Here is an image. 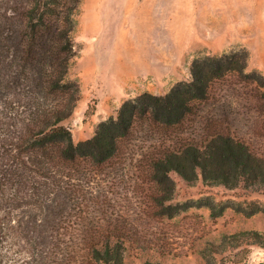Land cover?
<instances>
[{"label":"rangeland","instance_id":"rangeland-1","mask_svg":"<svg viewBox=\"0 0 264 264\" xmlns=\"http://www.w3.org/2000/svg\"><path fill=\"white\" fill-rule=\"evenodd\" d=\"M34 4L33 0H0V26L15 24L18 13ZM126 4L127 37L133 36V42L113 44L109 40L123 25L107 17L118 15L115 11ZM74 19L75 56L69 61L67 78L77 83L79 92L72 114L62 122L74 144L94 136L100 123L91 117L95 111L115 118L125 101L143 93L163 96L177 83L190 81V67L197 58L244 53L246 72L264 76V0H80ZM254 88L238 75H228L212 87V98L198 109L193 128H185L181 139H200L199 128L211 119L229 127L235 139L264 159V100ZM88 107L91 114L85 116ZM151 145L138 143L136 155L141 157L147 147L149 152ZM115 173L111 176L115 180L89 177L90 189L111 203L107 217L113 215L106 221L82 220V226L67 229L58 240L43 233L44 244L35 250L15 235L0 238V264H98L86 245L104 227L130 235L122 250L124 264L264 261V247L256 244L252 234L264 237V192L241 185L209 186L200 179L187 183L171 172L170 204L179 208L167 219L155 216L150 186L136 178L140 171L127 162L123 171ZM119 176L123 180H116ZM212 202L220 205L216 217L208 206Z\"/></svg>","mask_w":264,"mask_h":264},{"label":"trees","instance_id":"trees-1","mask_svg":"<svg viewBox=\"0 0 264 264\" xmlns=\"http://www.w3.org/2000/svg\"><path fill=\"white\" fill-rule=\"evenodd\" d=\"M33 1L15 24L0 26V238L15 235L35 250L44 244L43 233L58 240L67 229L82 226V220L106 221L113 215L107 217L111 203L90 189L89 177L113 179L127 162L150 186L160 218L172 219L179 208L170 204L171 172L187 183L200 179L209 186L264 192V159L235 139L229 127L206 119L200 139L180 137L193 128L192 117L209 103L212 87L230 74L253 84L264 100L258 90L264 89V76L246 72L244 53L193 60L190 81L163 96L143 93L123 102L115 118L97 125L92 138L74 144L62 122L78 100V85L68 80L67 70L75 56L72 34L80 0ZM90 114L88 107L85 116ZM147 142L153 143L149 152L142 147L147 152L138 157L134 149ZM208 206L216 217L220 205ZM99 234L86 245L92 260L124 264L122 250L130 235L108 227ZM252 234L264 247V237Z\"/></svg>","mask_w":264,"mask_h":264},{"label":"crops","instance_id":"crops-1","mask_svg":"<svg viewBox=\"0 0 264 264\" xmlns=\"http://www.w3.org/2000/svg\"><path fill=\"white\" fill-rule=\"evenodd\" d=\"M115 12H118V15H108L107 19L109 22L116 19L120 24L122 23L123 27H116L115 31L116 35H113L109 41L113 44H127L133 42V36L127 37V4L123 7H119V9ZM95 40V38L93 39ZM97 122H101L107 119V114H99L95 111V114L91 116Z\"/></svg>","mask_w":264,"mask_h":264}]
</instances>
